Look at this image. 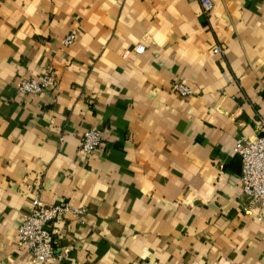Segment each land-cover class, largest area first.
Segmentation results:
<instances>
[{
    "label": "crops",
    "instance_id": "1",
    "mask_svg": "<svg viewBox=\"0 0 264 264\" xmlns=\"http://www.w3.org/2000/svg\"><path fill=\"white\" fill-rule=\"evenodd\" d=\"M211 1L0 0V264H33L17 235L39 191L83 210L46 264H264L226 169L264 115V0ZM47 72L59 89L18 92Z\"/></svg>",
    "mask_w": 264,
    "mask_h": 264
},
{
    "label": "built area",
    "instance_id": "2",
    "mask_svg": "<svg viewBox=\"0 0 264 264\" xmlns=\"http://www.w3.org/2000/svg\"><path fill=\"white\" fill-rule=\"evenodd\" d=\"M203 11L210 15L215 5L211 0H202ZM79 37V32L73 31L64 40V44L72 47ZM145 48L139 46L137 54H142ZM215 55L225 57L227 50L221 46L213 49ZM50 89H59L57 77L47 72L40 78L23 80L17 87L22 96H39ZM175 91L183 98L193 95L190 87L176 84ZM264 115H259L253 137H243L235 145L234 152L243 160L242 176L239 180L241 191V212L259 222L264 221ZM105 143V132L98 127L88 129L81 138L80 151L88 156L93 155ZM33 207L18 230L17 240L20 247L25 248L32 257L33 264H46L56 260L57 240L54 224L64 220L68 214L80 215L83 210L66 204L48 205L43 201L41 191L35 194Z\"/></svg>",
    "mask_w": 264,
    "mask_h": 264
},
{
    "label": "water",
    "instance_id": "3",
    "mask_svg": "<svg viewBox=\"0 0 264 264\" xmlns=\"http://www.w3.org/2000/svg\"><path fill=\"white\" fill-rule=\"evenodd\" d=\"M262 137H264V135H262ZM226 167V169L241 177L243 169V160L241 156L236 154Z\"/></svg>",
    "mask_w": 264,
    "mask_h": 264
}]
</instances>
